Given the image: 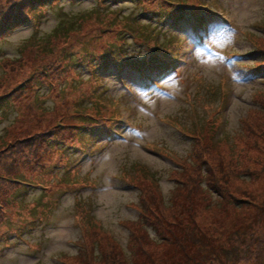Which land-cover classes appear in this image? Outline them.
<instances>
[{
    "label": "rangeland",
    "instance_id": "rangeland-1",
    "mask_svg": "<svg viewBox=\"0 0 264 264\" xmlns=\"http://www.w3.org/2000/svg\"><path fill=\"white\" fill-rule=\"evenodd\" d=\"M186 1L56 0L0 38V78L8 71L1 85L11 91L25 82L34 90L23 102L0 99V150L37 133L63 130L38 146L43 172L37 171L41 164L27 163L37 154L24 147L15 170L21 183H12L8 191L6 181L0 190L5 204L0 208V264H90L79 251L84 229L92 232V227L123 248L102 245L113 264H149L146 255L170 264L165 259L177 249L183 262L186 253L193 256L200 247L194 236L225 249L224 264H264V0ZM173 12L187 15L166 17ZM205 17L216 28L203 40L198 29L206 23L200 29L198 21ZM69 21L77 24L75 30ZM148 23L158 33L152 44L164 48L150 65L166 62L169 50L161 44L169 40L178 58L173 73L160 79L155 77L160 69H150L148 81L134 65H123L119 73L113 62L90 71L110 57L105 48L124 38L130 56L146 57L149 49L139 47L135 37L145 33ZM70 55L76 59L69 60ZM5 60L24 64L12 73L3 67ZM56 65L63 74L56 71L46 79L40 73ZM85 116L93 122L100 118L102 124L116 116L121 126L111 135L92 125L98 128L92 134L96 145L82 127ZM76 127L83 134H72ZM83 136L86 141L78 142ZM56 142L51 154L47 145ZM2 153L4 164L14 156ZM179 174L201 177L217 196L203 204L189 195L181 198L179 210H172ZM144 190L169 203L163 211L155 203L156 215L147 221L139 216ZM140 220L152 237H160L158 244L168 236L174 245L150 243L146 250H135L123 223Z\"/></svg>",
    "mask_w": 264,
    "mask_h": 264
},
{
    "label": "trees",
    "instance_id": "trees-1",
    "mask_svg": "<svg viewBox=\"0 0 264 264\" xmlns=\"http://www.w3.org/2000/svg\"><path fill=\"white\" fill-rule=\"evenodd\" d=\"M54 1L56 0H2L1 4H0V38H3L11 29L13 28H18V27H22L23 25H25L28 21V19L35 13H40L46 9H48L51 5H53ZM65 0H57V2H62ZM72 2H75L77 0H69ZM127 0H113V3H117V4H122ZM142 1H146V0H142ZM177 2H180L181 4H187L186 0H175ZM103 3H107V2H112V0H102ZM168 12H163V15H167ZM175 15H178V18L183 17L184 15H187L186 12H173L172 14H168V18H174ZM177 17V16H176ZM185 17V16H184ZM31 19V18H30ZM29 19V20H30ZM207 17L202 18L201 20L198 21V25L202 26V24L207 21ZM178 20L176 19L174 21L175 24H177ZM68 25H71V28L73 30H75V26L77 25L76 23H74L73 21H69ZM152 24L148 23L143 25V30L145 33L141 32L140 34H138L135 37V40H137L138 42V46L142 47V48H146L149 49V52L147 53L148 55L144 58H135L134 56H130L127 52V50L125 51L124 47V43L126 41V38L117 41L119 44L114 43L111 44L110 46H108L107 48L104 49L105 54L108 53V55H110V57L105 58L101 61V63H99L98 65H94L92 69H90L91 71H93L94 73H96L97 68L99 66H103V67H107L110 63L107 62H113L115 63L114 65H116L119 68V73L122 72V67L123 65H127V64H131L134 65V67H136L137 72L140 73L141 76H147V73L150 69H160L159 72L160 73H164L167 70H169L171 68L170 63L172 62L173 59H175L176 55L173 54V50L170 49L169 47L171 46V43L169 42V40H167V42L161 44L163 47H165L166 49L169 50V53L167 54V57L170 61H166L160 64H155V65H150L151 63H153L155 61V58H153L154 53H157L159 51H163L164 48L160 49V47H157L155 45L152 44L153 41H155L156 39H154V37H158V33H154L151 29ZM67 30H69V28H67ZM77 30V29H76ZM156 35V36H155ZM156 43V42H155ZM158 43H160V40H158ZM177 43V42H176ZM49 49V48H48ZM50 51V50H49ZM49 51H46V53H48ZM148 51V50H147ZM52 52V51H51ZM50 52V53H51ZM95 52V51H94ZM101 53V52H100ZM76 55H70L69 56V60L73 61ZM149 57H152V59H149ZM79 62V58H77ZM101 60V59H100ZM18 60H14L12 62L6 61L3 63V67L6 69H9L12 73H17L19 70H21V67L19 65V63L24 64L23 60L19 61V63H17ZM155 63V62H154ZM88 66H92L91 64H88ZM264 66V59L262 62V67ZM60 69V70H59ZM5 70V69H4ZM56 71H60V74L64 73V69L60 68V66L56 65V67H52L49 71H41L40 73L44 74V77L47 79L48 77H52ZM25 71H22L21 73H23ZM158 72V73H159ZM38 73V74H40ZM8 74V71L5 70V74L2 78H0V99H4V100H21V102L26 101L29 96H28V90H32V92H34L33 87H31L30 83H25L22 82L18 85L17 88L12 89L11 91H9L8 89L6 90V86H2L1 83L5 81L6 77ZM36 74V75H38ZM35 75V76H36ZM48 76V77H47ZM40 77V75H39ZM41 78V77H40ZM101 79V75H97V81H100ZM94 79V77H93ZM37 80V78H36ZM81 81V80H78ZM76 81L77 84H79V82ZM95 81V80H94ZM41 82V81H39ZM38 82V83H39ZM96 82V81H95ZM27 84V85H26ZM38 84H36L35 86H37ZM36 93V92H35ZM34 93V95H35ZM95 112H99L100 109L99 108H95L94 109ZM91 118H93L94 116L90 115ZM201 118H204L203 115ZM95 119V118H93ZM81 123H82V127H84V131L86 132L85 134H87L89 136V138L94 140V144L96 142L97 137H94L92 134L94 133L95 130H97L98 128L107 131L108 133L112 134L113 129L115 127V125L120 121L119 117L117 118L116 116H112L111 118H109L108 121H106L104 124H102L100 121L101 119H96L94 122L92 119L85 116V118L81 119ZM92 125H97L99 126L97 129H93L90 128ZM94 126V127H97ZM82 127L80 128V132L77 133L79 131V128L76 127L74 129H72V134L73 132L77 133L76 136H78L82 131ZM90 128V129H89ZM249 130H253L252 126H248L247 127ZM82 129V130H81ZM57 130H59L60 132L63 131L61 127H57L54 128V130H51V132H41V133H37L34 134L33 136H28L27 138H23V139H19L17 140L15 143H10L8 144L4 149L0 150V154L2 153L3 150L6 151H10L9 154H13L14 156H12V160L8 163H5V160H0V190H4L6 189V185L7 182H9V186H8V191L13 189L11 188L13 184L16 183V185L20 184L21 181L19 179H17L15 176H17L18 174L15 172L16 168H18L19 166V160L18 158L22 155V153L25 151V148H29L31 150H34L37 154L36 159H27V163L30 166H36L37 164H41V154H39L40 148H38V146L41 145L42 142L47 143V140H54L53 138L55 136H58ZM74 130V131H73ZM89 132V133H88ZM52 134V136H50ZM83 134V133H81ZM86 141V137L83 136V140L82 141H78L80 143H84ZM48 144V143H47ZM52 146L47 145V150L52 154L53 152V148L54 150L56 149V147L59 146V144H57V142L52 144ZM25 147V148H24ZM4 154V153H2ZM38 159V160H37ZM37 160V161H34ZM5 165V166H3ZM136 165V164H135ZM216 167H221V164H218ZM142 168H144V166H142ZM45 169V166L43 164H41V166L38 168V172L40 171L43 172ZM197 169V168H195ZM199 169V175L202 177L203 176V169L200 167ZM4 170V171H3ZM14 171L15 175L12 178V174H10L11 171ZM2 171V172H1ZM31 172H35V170H31ZM187 172V171H185ZM7 173V174H4ZM180 174L175 177V182L177 184L176 190L173 192L174 196L171 199L174 203H177V205H174L172 207V210H174L175 208H178L177 206H181V198L183 197H187L189 195H191L192 199L197 200V202L199 203H203L205 204L207 202L208 199L213 198L214 196H217L214 191H212L210 188L208 189L206 187L205 184H203V179H194V178H185L182 179L181 177H179ZM174 177V176H173ZM13 183V184H12ZM18 183V184H17ZM208 189V190H207ZM186 190V192L184 193V191ZM142 197H141V208H140V212H139V216L144 220L147 221L149 219L152 218V215H156V212L154 211V206L155 203L157 205V207L160 208L161 211L168 209L167 204L165 200L163 199V197L160 195L155 196V195H150V194H146V190H144V192L142 191ZM208 196V198H207ZM207 198V199H206ZM2 200V198H0V201ZM8 203V201H5V203ZM171 202V201H170ZM5 206V204L0 203V208L2 209ZM139 206V205H138ZM176 206V207H175ZM151 209L152 214L147 215L146 213L148 212V210ZM175 209V210H179ZM141 221V220H140ZM139 223H126L124 222L123 225L126 227V225L128 226L127 228L130 231V236H131V240L135 245V250L138 249H142V250H146L150 243H155L157 245H162V246H169V245H174L173 243L170 242V237L168 236H162V240L161 243L158 244V240L157 237L156 239L154 237H152L150 235V232H148V230L143 226V222L141 221ZM135 225L140 226L141 232H138V230L134 227ZM90 227H92L91 225H89ZM93 231L92 232H88L87 229H84V236L81 242V248H80V258H82V260L84 261H88L90 262V264H96L95 259L97 258L98 260H101V263L104 264H113L114 260H112V256L109 252H105L103 250L102 245H105V243H108L109 245H107L108 247L114 249V250H118V251H123V248L119 246V244L111 239H109V241H105V239L103 238V233L100 231H97L96 229H98L97 227H92ZM100 230V229H98ZM161 232V231H160ZM191 232V231H190ZM162 233V232H161ZM205 234V233H203ZM108 239V238H107ZM195 241L197 242V240L200 243V247L197 248V251L195 252V256H191L188 253H186L184 255V261L182 262V254L179 252V250H176V255L174 256H167V258L165 259V261H169L170 264H224L225 263V259H227V252L225 249H220L218 250V248L215 247L214 243H208L206 242L207 238H195ZM105 241V242H104ZM104 242V243H103ZM181 241L177 238V243L176 246H181ZM138 244V245H137ZM237 244H235V246H232L231 248H229V250H233L234 247H236ZM119 247L121 249H119ZM137 247V248H136ZM199 249V250H198ZM133 250V248H132ZM186 250V246H183L180 251L182 252ZM224 253V258L223 254ZM123 255V253H121ZM209 256H212V258H209ZM150 255H146V259H147V263L149 264H157V262H155V260H152V258H150ZM146 264V262L144 263Z\"/></svg>",
    "mask_w": 264,
    "mask_h": 264
},
{
    "label": "snow or ice",
    "instance_id": "snow-or-ice-1",
    "mask_svg": "<svg viewBox=\"0 0 264 264\" xmlns=\"http://www.w3.org/2000/svg\"><path fill=\"white\" fill-rule=\"evenodd\" d=\"M216 28V22L215 21H208L204 26L202 30H199V32L202 31L203 38L206 39L212 32L215 31ZM193 39H196V37H193Z\"/></svg>",
    "mask_w": 264,
    "mask_h": 264
}]
</instances>
